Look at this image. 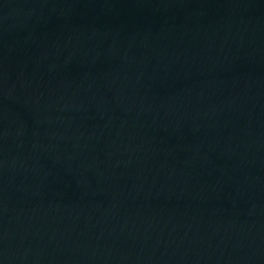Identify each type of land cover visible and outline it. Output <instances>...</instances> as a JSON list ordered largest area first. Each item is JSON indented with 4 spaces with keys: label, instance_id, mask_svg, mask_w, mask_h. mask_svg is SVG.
<instances>
[{
    "label": "water",
    "instance_id": "95a60500",
    "mask_svg": "<svg viewBox=\"0 0 264 264\" xmlns=\"http://www.w3.org/2000/svg\"><path fill=\"white\" fill-rule=\"evenodd\" d=\"M0 264H264V0H0Z\"/></svg>",
    "mask_w": 264,
    "mask_h": 264
}]
</instances>
